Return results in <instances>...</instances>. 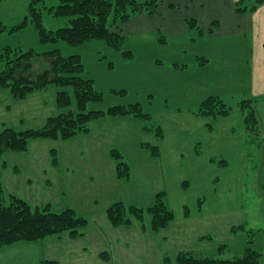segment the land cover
Returning a JSON list of instances; mask_svg holds the SVG:
<instances>
[{
  "label": "rangeland",
  "instance_id": "1",
  "mask_svg": "<svg viewBox=\"0 0 264 264\" xmlns=\"http://www.w3.org/2000/svg\"><path fill=\"white\" fill-rule=\"evenodd\" d=\"M28 4L29 0L1 2L0 22L18 25L27 15ZM59 4L60 0H45L47 7ZM43 19L48 30L68 23L46 11ZM242 43L241 39L223 42L221 47L231 59L198 74L201 82H207L200 100L222 96L231 108L228 117L207 119L195 114L200 100L166 101L163 92L172 91L173 97L184 81L174 78L170 64L159 68L155 60L184 63L190 59L168 57V50L153 39H129L124 47L133 53L129 59L104 40L76 48L64 42L45 44L33 25L14 34H0V51L8 47L40 54L60 50L65 57L81 56L87 77L103 96L89 110L141 104L152 116L149 123L164 130L160 140L144 132L139 119L105 117L91 124L89 134L68 141L35 140L29 152L0 157V180L6 193L25 199L33 208L50 205L56 213L72 208L89 221L79 238L65 234L0 249V264H40L36 263L39 256L57 264H176L180 251L216 259L243 258L254 252L264 264V134L260 126L259 132L252 133L244 123L240 103L251 98L252 88L245 77L248 70L242 68L244 61L233 59L231 53ZM188 51L200 54L201 49ZM49 63L36 59L35 74ZM170 82L173 88L167 86ZM57 92L53 86L16 101L0 89V132L6 127L18 131L44 127L48 118L62 112L56 106ZM208 123L214 131L208 130ZM144 143L159 146L161 155L153 157L142 148ZM116 149L131 168L130 181L117 178L110 156ZM160 192H165L164 201L174 212L168 228L152 231L148 215V229L135 220L131 226L115 227L110 222L107 210L114 203L147 209Z\"/></svg>",
  "mask_w": 264,
  "mask_h": 264
},
{
  "label": "trees",
  "instance_id": "2",
  "mask_svg": "<svg viewBox=\"0 0 264 264\" xmlns=\"http://www.w3.org/2000/svg\"><path fill=\"white\" fill-rule=\"evenodd\" d=\"M6 0H0L4 2ZM264 4V0L252 1L251 10L255 11ZM160 0H60L56 7H47L45 0H29L27 15L15 26H6L0 22V34H14L28 25H33L41 42H64L71 47H79L89 41L104 40L110 46L120 51L126 58L132 59L133 53L125 51V36L115 29L129 22L141 14L154 16L158 13ZM247 7H239V11ZM55 19H67L65 27L48 30L44 26V12ZM191 29L197 31V36H204L195 20L188 21ZM46 59L49 66L41 73L35 74L34 61ZM200 65L208 62L205 58L198 59ZM58 89L56 106L62 112L47 119L44 127L18 131L6 127L0 132V157L8 152L26 153L30 150L31 142L35 140H72L82 134L91 132V124L105 117L123 118L133 117L143 122V131L155 134L160 140L164 139V130L160 126H153L152 116L144 112L141 104L111 107L106 111L89 110V105L101 102L103 96L95 89L94 80L86 75L85 66L79 55L63 56L60 50L47 53H37L34 50L25 51L20 48H5L0 51V89L6 91L16 101L27 100L33 94ZM253 99L242 100L240 105L245 113L246 129L252 133L259 132V120L254 108ZM199 111L195 112L202 118L217 119L228 117L231 108L219 96L204 99ZM210 131H214L212 123L207 124ZM142 148L153 157L161 155L159 146L149 143L142 144ZM116 165L117 178L125 182L131 179V168L117 149L110 153ZM53 160L57 163L56 154ZM5 164L3 165V167ZM165 192L155 197V203L147 209L124 202L114 203L108 210L107 216L113 226H131L133 220L142 223L150 216V229L154 232L162 231L174 220V212L164 201ZM89 225V221L79 215L76 210L66 208L59 213L52 212L50 205L36 207L14 194L5 191L0 180V249L14 246L18 243H37L49 237H62L69 234L72 238L83 236L82 230ZM148 229V228H146ZM171 263V260L168 259ZM176 264H262L256 253L235 259L199 258L191 252L180 251ZM41 264H57L55 261L42 260Z\"/></svg>",
  "mask_w": 264,
  "mask_h": 264
},
{
  "label": "crops",
  "instance_id": "3",
  "mask_svg": "<svg viewBox=\"0 0 264 264\" xmlns=\"http://www.w3.org/2000/svg\"><path fill=\"white\" fill-rule=\"evenodd\" d=\"M252 1L254 0H160L156 15L141 14L115 31L125 36L126 42L131 38L153 39L158 46L168 50L167 56L170 58L187 60L189 57V62L184 63L182 60L170 62L155 60V66L159 68H166L170 64L174 78H177L178 82L184 81L180 93L174 94L173 97L170 96L173 94L172 91L163 92L166 101H178L181 97L198 101L203 99L199 95L207 88L205 87L207 82H201V75L198 74L207 66L226 62L227 57L231 59L230 55L225 54L227 51L221 47L222 43L241 39L243 41L241 46H235L231 53L233 59L244 61L242 64L245 67H241L248 70L245 77L252 88L250 99L255 101L254 108L264 134V4L253 11L250 7ZM239 7L247 8L239 11ZM190 20L197 22L204 36L198 37L197 31L189 27ZM193 48H200V54L189 53L188 50L191 51ZM200 57L208 62L200 65L198 62ZM172 81L174 82L173 79ZM171 82L168 87L172 86ZM209 84L213 85L212 81ZM150 97L155 98L153 94ZM261 105L263 107L260 111ZM262 148L264 149V143ZM38 261L41 264L40 256L36 263Z\"/></svg>",
  "mask_w": 264,
  "mask_h": 264
}]
</instances>
